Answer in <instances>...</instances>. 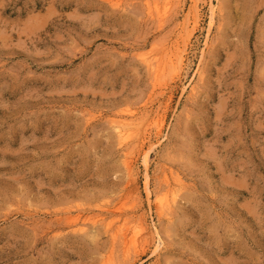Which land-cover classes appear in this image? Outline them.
Wrapping results in <instances>:
<instances>
[{
  "label": "rangeland",
  "instance_id": "rangeland-1",
  "mask_svg": "<svg viewBox=\"0 0 264 264\" xmlns=\"http://www.w3.org/2000/svg\"><path fill=\"white\" fill-rule=\"evenodd\" d=\"M0 264H264V0H0Z\"/></svg>",
  "mask_w": 264,
  "mask_h": 264
},
{
  "label": "bare ground",
  "instance_id": "bare-ground-1",
  "mask_svg": "<svg viewBox=\"0 0 264 264\" xmlns=\"http://www.w3.org/2000/svg\"><path fill=\"white\" fill-rule=\"evenodd\" d=\"M214 9V7H213ZM211 12L213 11L212 10V6H211ZM215 10V9H214ZM213 13V12H212ZM212 24V23H211ZM147 60V59H146ZM150 64V62H148ZM150 66V65H149ZM117 137L119 139V142L121 144H127V142L129 141L130 137H131V132L129 131V129H126L122 126V124H118L117 125ZM119 143V144H120ZM129 163V162H128ZM130 164V163H129ZM128 165V164H127ZM131 166V165H130ZM129 166V167H130ZM146 187V186H144ZM146 190V188H144ZM148 190V189H147ZM146 190V191H147ZM150 194V192H148ZM147 193V194H148ZM170 193V192H169ZM174 193V192H173ZM172 193V194H173ZM177 193V192H176ZM148 197V196H147ZM150 199V198H149ZM170 199V200H169ZM169 199H168V195L167 194H163V196H159L156 198V203H154L156 205V207L159 209V210H164V209H167L169 208L170 206V201H175V195L174 197L169 196ZM167 216V215H166ZM99 217V216H98ZM72 219V222H77V218H71ZM92 219V218H91ZM95 219H93L92 223L94 222ZM89 221V219H88ZM86 222V221H85ZM77 224V223H76ZM83 224V223H82ZM86 224V223H85ZM87 225V224H86ZM83 226V225H82ZM82 228V227H81ZM155 228V227H154ZM80 229V228H79ZM157 231V230H156ZM117 235H120L122 237V240H123V243L125 245V247L128 248V245H133L135 243V240H136V235L137 233L135 232L134 234H132V236H129L128 237V234L122 229V228H118L116 231H115V236L117 237ZM161 235V234H160ZM158 236V235H157ZM160 241H162L160 239ZM158 245V244H157ZM162 245V244H161Z\"/></svg>",
  "mask_w": 264,
  "mask_h": 264
}]
</instances>
